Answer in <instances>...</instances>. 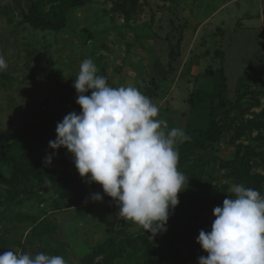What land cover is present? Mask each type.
Here are the masks:
<instances>
[{
	"label": "rangeland",
	"instance_id": "1",
	"mask_svg": "<svg viewBox=\"0 0 264 264\" xmlns=\"http://www.w3.org/2000/svg\"><path fill=\"white\" fill-rule=\"evenodd\" d=\"M34 1L0 0V55L8 65L0 71V138H18L10 159L31 145L18 130L35 126L44 103L50 104L49 118L55 111L62 117L49 126L47 144L55 139L56 125L65 115L80 113L74 79L81 62L91 59L97 75L106 77L109 86L132 84L149 97L159 108L157 118L167 124L165 131L206 128L210 104L217 100L219 119L229 129L215 155L209 150L200 154L214 189L231 193L233 182L221 168L219 156H231L238 145L255 148L252 172L264 175V0H140L129 22L113 11L118 0H87L67 11L66 28L59 32L28 25L25 16ZM218 69L225 76L221 100L229 102L226 109L219 107L220 99L210 97L211 77ZM249 121L258 127L245 130L236 140L234 130ZM52 152L40 151L42 161ZM50 166L81 179L86 200L74 205L55 188L41 189L35 184L9 203V187L0 183V254L9 250L33 256L44 253L62 256L67 264H81L85 254L106 240L122 239L124 230L145 232L142 226L119 217L116 202H109L87 177H80L67 149L55 152ZM2 174L8 177V171ZM94 193L103 199L93 201ZM214 207L210 205L211 221ZM146 233L160 240L163 232ZM117 264H141L138 246L129 241Z\"/></svg>",
	"mask_w": 264,
	"mask_h": 264
},
{
	"label": "clouds",
	"instance_id": "2",
	"mask_svg": "<svg viewBox=\"0 0 264 264\" xmlns=\"http://www.w3.org/2000/svg\"><path fill=\"white\" fill-rule=\"evenodd\" d=\"M7 67L0 55V71ZM97 71L91 59L81 62L73 84L81 111L57 123L56 137L48 142L53 152L44 163L51 164L55 150L67 149L80 177L99 184L116 202L119 217L155 236L167 230L170 210L187 186L188 178L177 168L176 145L190 137L178 127L165 131L158 106L137 87H111ZM229 191L233 197L213 209L211 230H200L196 239L207 253L198 264H264V196L243 184H233ZM91 199L103 197L94 193ZM0 264L67 262L59 255L9 250L0 254Z\"/></svg>",
	"mask_w": 264,
	"mask_h": 264
},
{
	"label": "trees",
	"instance_id": "3",
	"mask_svg": "<svg viewBox=\"0 0 264 264\" xmlns=\"http://www.w3.org/2000/svg\"><path fill=\"white\" fill-rule=\"evenodd\" d=\"M87 0H36L31 2L25 20L28 25L39 31L59 32L66 28L67 11L80 8ZM140 0H118L114 4L113 11L123 16L126 22L132 20L137 13ZM209 75V73H208ZM210 76V75H209ZM249 74L245 77L248 79ZM211 77V76H210ZM213 89L210 93L212 99H220L219 107L226 109L229 102L222 101L221 97L226 89L223 69L214 71L211 77ZM239 96L234 107L240 102ZM42 118L33 127H21L19 134L28 136L31 145L22 151L15 159H10L8 154L13 142L17 141V135L6 139L0 138V183L5 182L9 189L7 202L11 203L26 189L37 184L41 189L55 188L63 199L74 201V205L82 204L86 199L82 189V180L64 174L61 170H54L50 165L42 161V150L53 151L45 141L46 132L54 124L57 118H62L57 111L49 118L50 104L41 105ZM40 108V109H41ZM219 108H216L212 100L208 112L207 127L195 128L186 131L189 140L179 142L176 145L179 152L178 171L187 178L186 188L178 193V205L175 211L169 214L166 231L162 233L160 240L151 237L146 232L130 234L122 232L123 238L119 241L106 240L85 254L81 264H117L123 257L131 241V246H138L141 264H190L198 262L200 256H207L201 246L196 242L200 230L208 232L211 230L210 205L222 206L223 200L233 197V193L224 190H216L212 187L210 174L207 172V163L203 162L200 154L210 151L216 154L220 139L229 129L228 124L219 119ZM258 127L254 121H249L242 128H236L235 139L244 135V131H250ZM63 147L55 150L59 152ZM257 154L254 147L238 145L234 153L228 157H221V168L226 170L227 177L233 184H243L252 188L264 196V175L255 174L253 170L252 157ZM218 156H214L217 158ZM12 161V162H11ZM8 171V177H3V172ZM96 189L103 192L102 187L92 182ZM22 187V188H21ZM107 196V195H106ZM212 197V198H211ZM109 202L113 199L107 196ZM127 224H124V229ZM10 245L7 243L6 247ZM179 246H183L185 253Z\"/></svg>",
	"mask_w": 264,
	"mask_h": 264
},
{
	"label": "water",
	"instance_id": "4",
	"mask_svg": "<svg viewBox=\"0 0 264 264\" xmlns=\"http://www.w3.org/2000/svg\"><path fill=\"white\" fill-rule=\"evenodd\" d=\"M216 104H217V100H215V103H214V105L216 106Z\"/></svg>",
	"mask_w": 264,
	"mask_h": 264
}]
</instances>
